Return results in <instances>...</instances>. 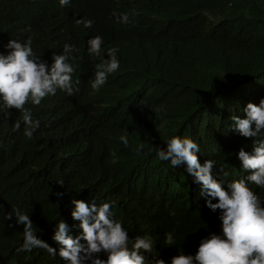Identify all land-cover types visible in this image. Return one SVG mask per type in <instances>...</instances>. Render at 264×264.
I'll return each mask as SVG.
<instances>
[{
    "label": "clouds",
    "instance_id": "9594fccd",
    "mask_svg": "<svg viewBox=\"0 0 264 264\" xmlns=\"http://www.w3.org/2000/svg\"><path fill=\"white\" fill-rule=\"evenodd\" d=\"M192 1L187 0L176 14L178 19L188 21ZM57 2L67 6L71 0ZM159 9L144 3L134 13L135 17L143 14L148 18ZM114 15L122 24L129 21L127 12ZM74 24L89 29L93 19L80 16ZM142 24L126 25L119 33L97 29L80 35L73 44L65 42L59 52H51L50 60L34 52L31 35L23 40L10 38L3 45L6 51L0 52V114L16 110L19 119L12 121L13 130L23 125V135L31 137L40 121L33 117L28 105L50 101L41 107L56 108L60 116L56 118L58 140L68 151L82 149L71 161L74 176L104 180L105 188L99 197L69 198L62 211L64 217L59 216L52 224L50 239L54 246L37 235L29 213L19 207L5 211L3 219L9 228L13 224L22 226L21 241L14 251L42 249L57 258V264H264V195L260 191L264 189V96L258 102H245L238 112L228 116V131L245 141L234 150L240 172L235 178L228 179L229 172L215 159L206 158L201 163L200 144L194 137L182 134L170 135L163 147L152 144L149 149L158 160L168 162L172 181L159 178L152 165L139 160L137 154L132 161L138 163L140 172H146L140 177L132 173L115 185L111 161L102 172L94 169L85 148L118 128L101 124L104 110L114 111L122 125L127 106L131 116L133 108L141 114L147 108L155 109L145 98V89L161 87L168 79L179 84L192 75L197 64L215 60L217 46L209 43L205 31L179 34L163 27L157 37L145 39L140 35ZM75 59L89 64L90 71H77L72 62ZM132 71L137 73L133 79L123 78ZM115 77L121 82H116ZM80 85L90 88L89 94L81 98L73 95ZM129 123L128 120L121 126L116 153L128 146ZM123 157L117 156L119 161ZM176 168H182L197 185V194L184 202L178 198L174 201L185 211L204 207V217L148 202L129 205L142 202L156 185L162 186L160 189L179 186ZM124 188L128 189L112 193ZM55 195L61 197L64 193ZM176 236L185 240L183 245H175Z\"/></svg>",
    "mask_w": 264,
    "mask_h": 264
},
{
    "label": "trees",
    "instance_id": "16d2710c",
    "mask_svg": "<svg viewBox=\"0 0 264 264\" xmlns=\"http://www.w3.org/2000/svg\"><path fill=\"white\" fill-rule=\"evenodd\" d=\"M186 2L71 0L69 5L61 6L57 0H0V52L6 51L3 45L8 39L23 40L31 35L34 52L50 60L51 52H59L65 42L73 44L80 35H88L97 29L119 33L121 27L134 22H143L140 35L145 39L157 37L164 27L179 34L205 31L209 43L217 46L215 60L197 64L192 75L179 84L168 79L161 87L145 89L144 96L155 109L147 108L141 114L133 108L131 116L127 106L122 125L130 121L127 132L129 143L117 153L115 146L122 125L114 111L107 108L102 112L101 124L118 128L110 136L85 149L95 170L102 172L111 163L115 185L132 173L137 177L146 174L138 170L140 166L137 162L132 161L135 154L139 160L144 159L151 164V169L159 178L172 181V168L168 162L158 160L149 149L152 144L163 147L167 137L174 134L188 135L197 140L201 148L202 155L198 154L201 163L206 158H212L218 165L225 166L229 172L228 179L240 175L234 150L245 141L228 131V116L238 112L245 102H258L264 96V0L260 4L254 0H193L188 21L178 19L176 15ZM144 3L161 9L148 18L143 14L135 17L134 10ZM118 12L128 13V23L122 24L116 19L114 14L118 15ZM206 13L213 16V20ZM80 16L93 19L92 27L85 29L75 25V18ZM72 62L77 71H90L89 64L76 59ZM135 75L134 71L127 72L123 78L131 80ZM115 80L121 82L119 77ZM89 92L88 86L80 85L73 95L81 98ZM46 102L50 101L28 105L32 108L33 117L40 121V127L31 137L23 135V125L13 130L12 121L19 119L16 110L7 115L0 114V264H57V258L50 257L42 249L28 253L14 251L21 241L22 226L13 224L9 228L8 221L3 219L5 211L19 207L29 213L37 235L54 246L50 239L52 224L59 216L64 217L62 211L69 204V198H93L105 192L104 180L74 176L71 161L82 149L68 151L58 140L60 134L56 130L59 122L56 118L60 116L54 106L48 109L41 107ZM118 155H124L122 161L118 160ZM175 170L181 182L179 186L160 189L162 186L156 185L142 202L129 205L136 207L148 202L149 205L167 206L180 213L204 217V207L185 211L179 209L183 205L174 201L173 198H178L184 202L197 194V185L187 173L182 168ZM127 189L113 190L112 193H122ZM260 191L264 195V189ZM57 192L64 195L58 197L55 195ZM184 242L183 238L176 236V246ZM167 248L175 250L174 247Z\"/></svg>",
    "mask_w": 264,
    "mask_h": 264
}]
</instances>
